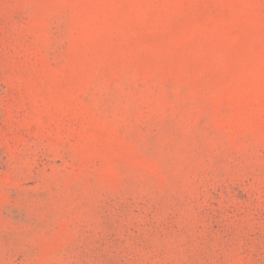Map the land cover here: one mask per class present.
Returning a JSON list of instances; mask_svg holds the SVG:
<instances>
[{
    "label": "rangeland",
    "instance_id": "374dc122",
    "mask_svg": "<svg viewBox=\"0 0 264 264\" xmlns=\"http://www.w3.org/2000/svg\"><path fill=\"white\" fill-rule=\"evenodd\" d=\"M0 264H264V0H0Z\"/></svg>",
    "mask_w": 264,
    "mask_h": 264
}]
</instances>
